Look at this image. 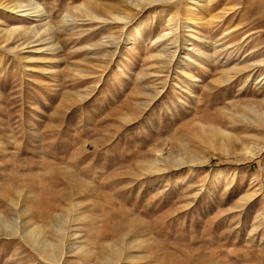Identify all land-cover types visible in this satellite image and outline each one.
Returning <instances> with one entry per match:
<instances>
[{"label": "rangeland", "instance_id": "rangeland-1", "mask_svg": "<svg viewBox=\"0 0 264 264\" xmlns=\"http://www.w3.org/2000/svg\"><path fill=\"white\" fill-rule=\"evenodd\" d=\"M18 1L0 7V217L18 229L0 264H52L24 232L53 240L59 213L86 249L62 264H264V0Z\"/></svg>", "mask_w": 264, "mask_h": 264}, {"label": "bare ground", "instance_id": "bare-ground-1", "mask_svg": "<svg viewBox=\"0 0 264 264\" xmlns=\"http://www.w3.org/2000/svg\"><path fill=\"white\" fill-rule=\"evenodd\" d=\"M155 1H160V0H129L128 1V5H132L133 7L137 8V7H140L142 5V3H146V2H155ZM167 1V0H166ZM177 3V2H176ZM160 4V3H159ZM149 5V4H148ZM29 5H22L21 2H19L18 0H5L3 2H0V7H3L5 9H7L9 12H13L14 14L17 13V12H20V14H25V10L23 9L24 7H27ZM146 6V4H145ZM144 7V5H143ZM189 7V6H188ZM91 8V7H90ZM38 10H36V12H40V8L37 7ZM84 10V12L86 13V16L90 19H93V20H107L108 18L106 17H102V16H99L97 13H94L92 11H90L87 7L83 6L82 8ZM132 9V8H131ZM191 9V7H190ZM101 10V9H100ZM187 11V10H186ZM190 11V10H189ZM188 11V12H189ZM110 12V11H109ZM125 13V12H124ZM130 13V12H129ZM131 14V13H130ZM132 15V14H131ZM192 15V14H191ZM194 15V14H193ZM111 18L114 20V21H124L125 23H127L126 21H128L129 19V15L128 14H119V12L115 13L112 11L111 13ZM199 18V17H198ZM171 19H173L172 17L169 19V21H171ZM189 20V19H187ZM113 21V22H114ZM190 21V20H189ZM187 29H189L188 27L189 26H186ZM168 33H166L165 31L160 35V37H157L156 39L158 40L159 38H163V37H166ZM160 40V39H159ZM158 40V41H159ZM246 152H250V150H247L246 149ZM156 170H159L156 168ZM77 204V203H76ZM75 206V204H74ZM73 206V207H74ZM78 206V205H77ZM76 206V207H77ZM75 208V207H74ZM73 208V209H74ZM77 209V208H75ZM25 211V210H24ZM71 212V211H70ZM76 212V211H75ZM78 212V211H77ZM64 213V212H63ZM66 214V213H65ZM65 214H60L59 215H56V217H58L59 219V224H57L55 221H54V224H56L55 226H53L54 228V238L53 240H48L45 239V238H41L40 235H41V232H39L37 228H39L38 226H34L33 224L30 226H27L26 229H25V232L23 230V232L25 233V236H31L32 237V241L33 243H36L37 246L39 247V250H38V253L40 256L46 258L48 261H50L52 264H62L63 262L61 261V258L63 259V257L65 255H67L69 257V259L67 261L70 260V258L73 256H75L77 253H79L80 251H86L85 246L82 245L81 241L78 240V235L76 234V229H74V225L73 224H70L71 221H74L76 220V218H73V219H68L67 215ZM17 218V217H16ZM19 218V217H18ZM17 218V219H18ZM15 219V218H14ZM54 219V218H53ZM52 219V221H53ZM23 221V220H22ZM27 221V220H26ZM19 222V221H18ZM29 222V221H27ZM26 223V222H25ZM17 224V223H16ZM27 224V223H26ZM53 224V223H52ZM19 225V224H18ZM26 226V225H24ZM23 226V227H24ZM76 226V225H75ZM8 228L9 230L13 231H17V226L15 225V221H10V220H7L6 219H2L0 217V228ZM22 227V226H21ZM22 227V228H23ZM25 228V227H24ZM6 229V230H8ZM20 230V229H19ZM22 230V229H21ZM1 231V230H0ZM41 231V229H40ZM43 231V230H42ZM22 232V233H23ZM15 233V232H14ZM44 233V232H43ZM46 233V232H45ZM50 235V233H49ZM44 236V235H43ZM11 238V237H10ZM52 238V237H51ZM68 240V242H67ZM65 241L67 242V244L65 243ZM30 244V242L28 243ZM31 245V244H30ZM126 246V244H125ZM114 254L117 255V248L116 246H114ZM118 253H120V248L118 246ZM110 250V249H109ZM112 251V250H111ZM113 252V251H112ZM111 254V253H110ZM115 255V257H116ZM120 255V254H118ZM117 255V257H118ZM111 256V255H110ZM112 257V256H111ZM114 257V258H115ZM116 257V261H117V258ZM120 257V256H119ZM110 258V257H109ZM113 258V259H114ZM107 260V259H106ZM104 260V261H106ZM115 260V259H114ZM119 260V259H118ZM127 260V259H126ZM65 261V260H64ZM112 261L108 262V260L106 261V264H112L111 263ZM70 263V261L68 262Z\"/></svg>", "mask_w": 264, "mask_h": 264}]
</instances>
